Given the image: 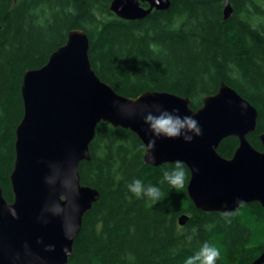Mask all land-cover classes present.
<instances>
[{"label":"trees","instance_id":"1","mask_svg":"<svg viewBox=\"0 0 264 264\" xmlns=\"http://www.w3.org/2000/svg\"><path fill=\"white\" fill-rule=\"evenodd\" d=\"M111 1L0 0V184L9 202L24 74L44 66L73 29L87 32L94 70L122 95L167 91L189 97L196 110L227 83L258 109L248 138L263 149L264 0H230L228 19L225 0H171L169 9L139 20L118 17ZM238 145L230 136L218 151L231 158ZM144 146L130 129L98 125L80 173L101 198L84 217L69 264H184L205 241L220 250L216 264H254L264 251V207L245 204L230 222L224 213L196 208L188 166L184 187L172 188L163 173L174 163H145ZM134 179L159 187L160 200L132 195L127 185ZM184 214L189 219L181 225Z\"/></svg>","mask_w":264,"mask_h":264},{"label":"water","instance_id":"2","mask_svg":"<svg viewBox=\"0 0 264 264\" xmlns=\"http://www.w3.org/2000/svg\"><path fill=\"white\" fill-rule=\"evenodd\" d=\"M147 3L148 6L143 5ZM171 0H112L110 8L120 18L139 20L153 10H167ZM233 12L230 0H225L224 18ZM90 39L83 29L69 32L65 44L57 48L48 62L37 69L27 70L22 83L24 115L16 128L15 162L10 175L14 199L9 202L0 184V264H69L76 238L80 234L86 213L101 198L100 191L81 181L80 165L91 160L90 145L97 127L108 122L115 127L130 129L147 144L148 126L140 115L144 103H160L171 111L178 108L180 115H194L202 135L191 143L183 139L160 137L156 141L155 161H144L160 166L183 161L190 169L188 193L196 208L209 212H234L236 200L245 204L258 202L264 207V133L260 135L263 149L249 141V134L258 127V109L234 88L221 82L218 91L208 95L198 109L191 107V99L167 91H146L132 103L103 81L90 59ZM128 104L136 115L128 117L120 104ZM236 136L239 145L231 158L223 157L218 148L221 142ZM74 155L80 187L78 230L73 239L65 238L58 217L50 223L37 218L49 197L44 182L49 169L47 162H66ZM15 208L18 219L7 211ZM188 214L180 217L185 225ZM43 239L44 244L37 240ZM31 249L25 254L24 245ZM54 245V251H44V245ZM67 246L69 254L63 248ZM17 253L20 258L16 259ZM264 264V251L254 261Z\"/></svg>","mask_w":264,"mask_h":264},{"label":"clouds","instance_id":"3","mask_svg":"<svg viewBox=\"0 0 264 264\" xmlns=\"http://www.w3.org/2000/svg\"><path fill=\"white\" fill-rule=\"evenodd\" d=\"M132 103L140 99L129 98ZM120 101H114L117 106ZM121 112H127L128 117L136 115L135 109L130 108L128 104H120ZM143 118V122L148 126L147 131L150 133L145 147V152L148 161L154 163L155 161V147L156 141L160 137L168 139H183L185 143H191L197 136L202 135V129L199 121L194 118V115H180L178 108H172L171 111L164 108L158 102L144 103L139 111ZM49 172L44 177V182L49 188V197L45 201L38 220L47 225L50 223L49 217H58L61 222V229L66 239H73L76 231L78 230L77 217L80 213L79 204V179L78 169L75 164L74 155H70L66 162H47ZM186 180V171L183 161H175L170 170H165L163 173V181L175 189L184 187ZM128 191L136 198H147L152 202L160 200L162 193L159 187L147 184L140 179H134L127 185ZM244 201L237 199V207H243ZM8 213L14 218L18 219V213L15 208L8 206ZM233 212H225L223 215L226 220L230 222V217ZM192 239L191 236L188 237ZM38 244H44L43 239L37 240ZM25 254L29 255L31 249L27 244L24 245ZM54 245H44V251H54ZM64 253L69 254L67 246L63 248ZM20 258L17 253L16 259ZM40 264H44L41 257L37 256ZM220 259V250L214 244L205 241L201 244L200 248L190 257H187L184 264H216Z\"/></svg>","mask_w":264,"mask_h":264},{"label":"bare ground","instance_id":"4","mask_svg":"<svg viewBox=\"0 0 264 264\" xmlns=\"http://www.w3.org/2000/svg\"><path fill=\"white\" fill-rule=\"evenodd\" d=\"M94 140V139H93Z\"/></svg>","mask_w":264,"mask_h":264}]
</instances>
